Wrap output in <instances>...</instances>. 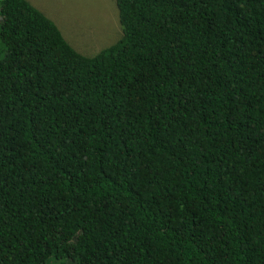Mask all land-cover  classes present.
Instances as JSON below:
<instances>
[{"label": "trees", "instance_id": "trees-1", "mask_svg": "<svg viewBox=\"0 0 264 264\" xmlns=\"http://www.w3.org/2000/svg\"><path fill=\"white\" fill-rule=\"evenodd\" d=\"M116 3L0 0V264H264V0Z\"/></svg>", "mask_w": 264, "mask_h": 264}, {"label": "rangeland", "instance_id": "rangeland-1", "mask_svg": "<svg viewBox=\"0 0 264 264\" xmlns=\"http://www.w3.org/2000/svg\"><path fill=\"white\" fill-rule=\"evenodd\" d=\"M57 24L67 42L93 57L122 37L116 0H29Z\"/></svg>", "mask_w": 264, "mask_h": 264}]
</instances>
